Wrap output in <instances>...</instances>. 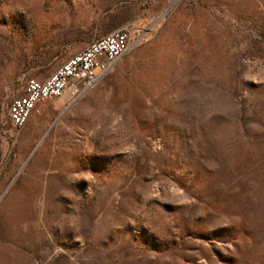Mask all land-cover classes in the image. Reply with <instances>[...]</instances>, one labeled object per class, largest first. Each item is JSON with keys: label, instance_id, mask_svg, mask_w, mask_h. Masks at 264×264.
<instances>
[{"label": "rangeland", "instance_id": "374dc122", "mask_svg": "<svg viewBox=\"0 0 264 264\" xmlns=\"http://www.w3.org/2000/svg\"><path fill=\"white\" fill-rule=\"evenodd\" d=\"M126 24L81 103L11 126ZM0 264H264V0H0Z\"/></svg>", "mask_w": 264, "mask_h": 264}, {"label": "built area", "instance_id": "2783aa9c", "mask_svg": "<svg viewBox=\"0 0 264 264\" xmlns=\"http://www.w3.org/2000/svg\"><path fill=\"white\" fill-rule=\"evenodd\" d=\"M134 24H126L101 36L65 60L43 81L30 78L23 92L10 99L6 118L12 127L22 128L36 105L61 98L81 99L112 71L122 56L141 39Z\"/></svg>", "mask_w": 264, "mask_h": 264}, {"label": "crops", "instance_id": "0c3cea01", "mask_svg": "<svg viewBox=\"0 0 264 264\" xmlns=\"http://www.w3.org/2000/svg\"><path fill=\"white\" fill-rule=\"evenodd\" d=\"M202 9L207 11L206 9H208V6L205 5V6H202ZM116 66V65H115ZM114 66V67H115ZM114 69V68H113ZM112 69V70H113ZM109 74V73H108ZM107 74V75H108ZM106 75V76H107ZM105 76V77H106ZM104 77V78H105ZM103 78V79H104ZM102 79V80H103ZM101 80V81H102ZM43 81V80H41ZM100 81V82H101ZM99 82V83H100ZM98 83V84H99ZM97 84V85H98ZM93 90V89H92ZM91 90V91H92ZM89 91L87 94H85L81 99L75 101V102H72L71 101V97L69 95L68 92H66L61 98H58V99H54V100H49V101H46L44 103H39L36 105V110L32 111L31 114L29 115L26 123L24 124L26 126L25 130L26 131H29V132H32L33 129L36 127V124L38 123V121L40 120V122L43 124V122L51 115L53 114L54 112H61L63 111L70 103H81L80 101H82L83 99H85L89 93L91 92ZM69 102V103H67ZM39 109L41 111H39ZM41 124V125H42ZM24 126V127H25Z\"/></svg>", "mask_w": 264, "mask_h": 264}]
</instances>
